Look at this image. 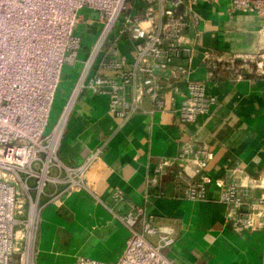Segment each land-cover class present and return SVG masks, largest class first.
Here are the masks:
<instances>
[{"label": "built area", "instance_id": "1", "mask_svg": "<svg viewBox=\"0 0 264 264\" xmlns=\"http://www.w3.org/2000/svg\"><path fill=\"white\" fill-rule=\"evenodd\" d=\"M227 1L230 14L259 18L264 37V0ZM216 2L0 0V264H35L43 211L49 205L61 208L66 199L82 192L129 231L115 264H173L164 251L175 245L176 237L170 229L155 226L150 214L153 200L163 196L159 187L166 176L172 177L178 197L189 202H211L210 190L215 188L217 202L236 211L234 233L264 232L263 178L235 183L209 173L215 161V134L207 124L219 103L192 75L202 22L196 7ZM85 10L87 20L80 17ZM93 23L100 32L86 39L79 28ZM85 41H91L90 48ZM211 58L205 53L204 60ZM256 58H264V46L254 54L232 57L227 64L235 70L230 66L226 70L247 79L253 74L240 73L241 64ZM78 63L81 69L75 84L48 131L62 71ZM261 66L256 76L264 74ZM210 67L218 69L214 63ZM166 77L185 86L172 111L181 128L188 132L198 125L205 136L190 137L176 159H161L146 179L144 205L128 201L119 187L107 199L97 196L89 173L103 163L104 146L78 165L67 164L59 156L75 106L85 93L106 97L109 114L121 125L140 113L166 112V96L175 89L163 83ZM145 100L152 105L149 112L144 109ZM75 264L107 263L81 256Z\"/></svg>", "mask_w": 264, "mask_h": 264}, {"label": "crops", "instance_id": "2", "mask_svg": "<svg viewBox=\"0 0 264 264\" xmlns=\"http://www.w3.org/2000/svg\"><path fill=\"white\" fill-rule=\"evenodd\" d=\"M196 10L202 22L192 79L203 82L207 94L219 103L207 124L215 134V161L209 173L235 183L264 180V77L238 79L231 71L235 68L227 64L232 57L254 54L264 46L262 21L255 15L230 14L227 0L199 3ZM123 51L132 58L126 47ZM205 53L212 58L204 60ZM212 63L218 69L211 68ZM163 83L175 88L166 96L167 113H140L122 125L109 114L106 97L85 93L75 106L59 156L78 165L104 146L103 163L89 173L97 196L106 198L119 187L128 201L144 205L146 179L161 159H176L190 137L205 136L198 125L188 132L182 129L172 113L185 86L168 77ZM151 108L145 100V111ZM183 180L189 182L187 177ZM159 191L163 196L153 200L150 214L155 226L170 229L176 237L175 245L164 251L173 264H264V232L234 233L236 211L217 202L215 188L210 190L211 202H189L178 197L172 177L166 176ZM129 235L91 195L75 193L63 207L49 205L43 211L35 264H75L81 256L115 264Z\"/></svg>", "mask_w": 264, "mask_h": 264}, {"label": "rangeland", "instance_id": "3", "mask_svg": "<svg viewBox=\"0 0 264 264\" xmlns=\"http://www.w3.org/2000/svg\"><path fill=\"white\" fill-rule=\"evenodd\" d=\"M80 17L84 20H87L89 18L88 16V11H82L80 13ZM84 24V23H82ZM79 32L83 34L84 37H86L88 34L90 35H97L100 32V28L98 27V24H91L90 26H80L79 28ZM86 43V41H85ZM85 45H87L90 48L91 45V41H88ZM85 55L81 54L80 55V59L84 60ZM262 64L261 67H263V69L261 70L262 73H264V58H256L254 60L247 61L245 63H242V69L240 70V73H242L243 75H252L256 76L259 75L257 73L258 70V65ZM81 67L80 64H76L74 66H70V65H66L62 71V75H61V84L60 87L58 89L57 95H56V100H55V104L52 110V116L50 119V124L48 127V131H50V129L52 128V126L55 124L58 115L60 114V111L62 110L63 106H64V102L68 96V94L70 93L74 82L77 79L78 73L80 71ZM264 77V74L262 75ZM50 186L47 187V190L49 189Z\"/></svg>", "mask_w": 264, "mask_h": 264}, {"label": "water", "instance_id": "4", "mask_svg": "<svg viewBox=\"0 0 264 264\" xmlns=\"http://www.w3.org/2000/svg\"><path fill=\"white\" fill-rule=\"evenodd\" d=\"M157 74H158V72H157ZM169 74H170L169 72H167V73H166V75H169ZM162 75H165V74H164V73H162Z\"/></svg>", "mask_w": 264, "mask_h": 264}]
</instances>
